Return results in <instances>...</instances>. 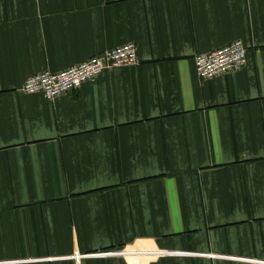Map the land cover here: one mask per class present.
Segmentation results:
<instances>
[{
    "label": "crops",
    "instance_id": "crops-1",
    "mask_svg": "<svg viewBox=\"0 0 264 264\" xmlns=\"http://www.w3.org/2000/svg\"><path fill=\"white\" fill-rule=\"evenodd\" d=\"M235 41L245 66L200 80ZM0 264H264V0H0Z\"/></svg>",
    "mask_w": 264,
    "mask_h": 264
},
{
    "label": "built area",
    "instance_id": "built-area-1",
    "mask_svg": "<svg viewBox=\"0 0 264 264\" xmlns=\"http://www.w3.org/2000/svg\"><path fill=\"white\" fill-rule=\"evenodd\" d=\"M247 51L240 41L232 42L219 50L195 57L194 64L198 78L202 81L239 72L246 64ZM137 51L128 43L104 52L68 69L57 72H43L29 78L22 86L23 94H40L47 100L78 90L82 85L94 82L104 71L137 65Z\"/></svg>",
    "mask_w": 264,
    "mask_h": 264
}]
</instances>
